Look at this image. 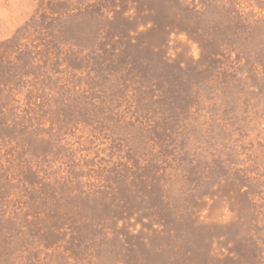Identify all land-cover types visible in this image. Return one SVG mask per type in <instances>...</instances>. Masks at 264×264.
Returning a JSON list of instances; mask_svg holds the SVG:
<instances>
[{"label": "rangeland", "instance_id": "obj_1", "mask_svg": "<svg viewBox=\"0 0 264 264\" xmlns=\"http://www.w3.org/2000/svg\"><path fill=\"white\" fill-rule=\"evenodd\" d=\"M0 264H264V0H0Z\"/></svg>", "mask_w": 264, "mask_h": 264}]
</instances>
